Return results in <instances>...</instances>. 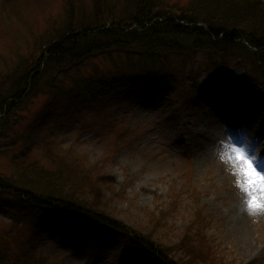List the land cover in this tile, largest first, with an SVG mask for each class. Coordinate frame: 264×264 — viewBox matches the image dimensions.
I'll list each match as a JSON object with an SVG mask.
<instances>
[{
	"label": "rangeland",
	"instance_id": "374dc122",
	"mask_svg": "<svg viewBox=\"0 0 264 264\" xmlns=\"http://www.w3.org/2000/svg\"><path fill=\"white\" fill-rule=\"evenodd\" d=\"M163 1L168 13L181 14L191 0ZM80 2L69 15L89 23L93 2ZM4 3L1 74L18 61L37 58L54 38V22L62 20L68 8L67 0H43L42 6L37 0ZM199 58L180 66L190 76L168 78L163 84L155 80V89L139 87L124 102L110 98L101 111L90 108L73 122L53 125L54 143L74 151L87 167L96 168L97 178L106 179L100 183V196L112 201L114 214L130 227L148 232V219L154 218L161 221L157 229L162 238L183 245L202 230L203 241L196 247L204 262L264 264V214L250 217L240 211L243 198L237 177L232 166L220 159L221 153L230 154L229 144L244 148L239 139L250 132L254 136L248 140L261 158L258 165L264 168V86L248 79L240 66L232 67L228 75L199 70ZM117 72L113 62L101 60L86 64L81 74L97 81ZM121 72L129 75L127 70ZM45 101L38 98L29 105L19 131ZM41 148L36 157L49 167L45 144ZM12 154L2 157L7 169ZM254 166L261 172V167ZM12 216L0 205V233L10 229ZM30 249L38 264H166L148 249L127 256L120 241L104 245L99 229L83 216L73 218L70 225L62 222L47 230ZM200 259L197 264H206Z\"/></svg>",
	"mask_w": 264,
	"mask_h": 264
},
{
	"label": "trees",
	"instance_id": "16d2710c",
	"mask_svg": "<svg viewBox=\"0 0 264 264\" xmlns=\"http://www.w3.org/2000/svg\"><path fill=\"white\" fill-rule=\"evenodd\" d=\"M37 1L42 6L43 0ZM4 2L0 14L7 9ZM79 2L67 0L65 17L54 22V38L37 58L0 73V205L13 215L10 229L0 233V264H38L33 241L78 216L99 229L104 245L120 241L127 256L148 249L166 264H197L202 230L183 245L162 238L161 221L154 218L148 219V232L124 223L112 201L100 196L106 179L97 178L96 168L87 167L71 149L56 147L52 126L73 122L90 108L101 111L110 98L124 102L139 87L155 89V80L163 84L190 76L180 66L197 56L199 70L228 75L240 66L248 79L264 86V1L191 0L179 14L168 13L163 0H92L89 23L69 15ZM101 60L113 62L119 72L97 81L82 76L86 64ZM38 98L46 99L44 106L19 131L22 114ZM42 144L49 167L35 154ZM10 151L7 169L2 157Z\"/></svg>",
	"mask_w": 264,
	"mask_h": 264
},
{
	"label": "clouds",
	"instance_id": "9594fccd",
	"mask_svg": "<svg viewBox=\"0 0 264 264\" xmlns=\"http://www.w3.org/2000/svg\"><path fill=\"white\" fill-rule=\"evenodd\" d=\"M238 158L239 154H238ZM257 154L253 159H258ZM240 162L244 168V182L248 189V192L240 190L243 198V204L240 211L248 216H257L264 214V180H261L255 172L252 170L251 165L244 159L240 158ZM250 198V204L247 202Z\"/></svg>",
	"mask_w": 264,
	"mask_h": 264
},
{
	"label": "snow or ice",
	"instance_id": "6c2138e0",
	"mask_svg": "<svg viewBox=\"0 0 264 264\" xmlns=\"http://www.w3.org/2000/svg\"><path fill=\"white\" fill-rule=\"evenodd\" d=\"M228 147L230 148V154L221 153L220 159L221 161H225L232 166L233 173L237 177L236 185L241 189V191L248 192V189L244 182V168L240 162V158L246 160L251 165L252 170L261 180H264V173H261L260 171L256 169L253 163V160H254L253 157H250L246 153L244 148L236 146L234 144H229ZM238 154L240 158H238ZM247 202L250 204V198H249V201Z\"/></svg>",
	"mask_w": 264,
	"mask_h": 264
},
{
	"label": "bare ground",
	"instance_id": "6f19581e",
	"mask_svg": "<svg viewBox=\"0 0 264 264\" xmlns=\"http://www.w3.org/2000/svg\"><path fill=\"white\" fill-rule=\"evenodd\" d=\"M227 116H228V114H227ZM232 128H234V126L232 127ZM246 128H247V126H246ZM262 130L264 131V127H263V125H262ZM241 130V132L243 133L244 131H245V133H246V130L245 129H240ZM247 138H240L239 139V141L242 143V145H243V147H244V149L247 151V152H249V154L251 153L252 154V157H256L257 156V154L254 152V149H253V147H252V145H251V143L249 142V140H248V138H250V139H252L253 138V136L254 135H252L250 132H247ZM253 150V151H252ZM259 156V155H258ZM259 162L261 163V158L259 157L258 159H254L253 160V163L255 164V165H257V166H259L258 164H259ZM259 167H261V166H259ZM263 170V171H262ZM261 173H264V168L263 167H261Z\"/></svg>",
	"mask_w": 264,
	"mask_h": 264
}]
</instances>
